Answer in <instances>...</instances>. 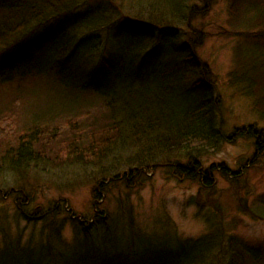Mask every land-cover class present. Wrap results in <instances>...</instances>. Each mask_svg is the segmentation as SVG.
I'll return each mask as SVG.
<instances>
[{
	"label": "rangeland",
	"instance_id": "rangeland-1",
	"mask_svg": "<svg viewBox=\"0 0 264 264\" xmlns=\"http://www.w3.org/2000/svg\"><path fill=\"white\" fill-rule=\"evenodd\" d=\"M89 2L100 7L107 22L115 21L92 34L98 38L93 44L107 57L109 39L131 32L132 25L146 36L136 40H150L135 53L151 48L175 61L193 52L208 66L224 138L220 148L203 158V168L224 165L232 173L211 169L215 185L208 188L199 179L175 174L168 164L134 176L116 167L107 181L93 164L31 165L21 172L0 167V264H180L189 245L202 241L214 250L197 264H230L235 257L240 264H262L264 121L254 98L232 82V74L240 77L241 61L264 48V36L256 35L264 29L247 25L249 13L232 16L233 0ZM55 84L46 78L0 84V128L22 132L30 116L52 109L77 116L104 112L103 104L87 94L78 93L67 105L70 93ZM80 119L78 124L88 118ZM97 120L101 126L105 121L102 115ZM13 141L7 133L0 145ZM121 157L128 160V152ZM173 163L188 161L175 157ZM116 175L120 179L114 181Z\"/></svg>",
	"mask_w": 264,
	"mask_h": 264
},
{
	"label": "trees",
	"instance_id": "trees-1",
	"mask_svg": "<svg viewBox=\"0 0 264 264\" xmlns=\"http://www.w3.org/2000/svg\"><path fill=\"white\" fill-rule=\"evenodd\" d=\"M7 1L0 2V84L46 78L70 93L72 97H65L67 105L74 103L78 93L87 94L103 104L104 112L83 114L88 119L78 124L82 116L52 109L30 116L22 132L0 128V140L7 133L14 137L13 144L0 145L1 168L21 172L31 165L38 169L93 164L107 181L116 167L134 176L168 164L177 175L199 179L208 188L215 185L211 169L217 168H203V158L223 142L219 97L208 66L195 53L188 51L189 55L175 61H167V56L151 48L135 53L136 47L150 40L143 43L146 36L142 38L129 25L131 32L109 39L107 57L93 44L98 38L92 34L115 21L107 22L100 7H92L90 0ZM231 12L237 17L251 14L247 25L264 29V0H233ZM262 32L256 35L263 37ZM38 35L41 40L36 39ZM137 36L143 41L136 40ZM24 47L33 54L27 55ZM85 57L89 59L81 62ZM93 59L95 63L83 67ZM240 64V77L234 72L232 82L245 87L264 121V48H255ZM100 115L105 119L102 126L97 120ZM68 116L70 120H63ZM123 151L129 154L125 162ZM175 157L186 158L188 164L173 163ZM217 170L232 173L224 165ZM119 179L116 175L114 181ZM208 246V241L189 245L180 264H197L207 258L214 250ZM231 259L230 264H240L238 258Z\"/></svg>",
	"mask_w": 264,
	"mask_h": 264
}]
</instances>
